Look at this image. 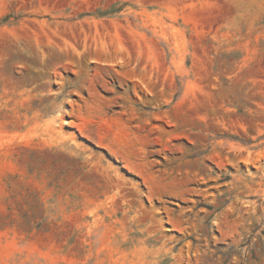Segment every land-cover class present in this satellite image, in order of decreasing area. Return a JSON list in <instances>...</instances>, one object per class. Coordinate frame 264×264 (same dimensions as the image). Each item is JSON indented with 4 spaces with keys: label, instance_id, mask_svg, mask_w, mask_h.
Here are the masks:
<instances>
[{
    "label": "rangeland",
    "instance_id": "374dc122",
    "mask_svg": "<svg viewBox=\"0 0 264 264\" xmlns=\"http://www.w3.org/2000/svg\"><path fill=\"white\" fill-rule=\"evenodd\" d=\"M0 264H264V0H0Z\"/></svg>",
    "mask_w": 264,
    "mask_h": 264
}]
</instances>
